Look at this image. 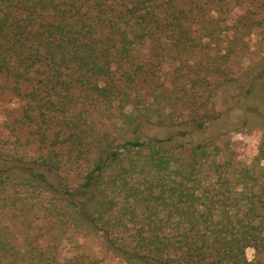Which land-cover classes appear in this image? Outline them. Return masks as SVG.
Segmentation results:
<instances>
[{"label": "trees", "instance_id": "trees-1", "mask_svg": "<svg viewBox=\"0 0 264 264\" xmlns=\"http://www.w3.org/2000/svg\"><path fill=\"white\" fill-rule=\"evenodd\" d=\"M263 30L264 0H0L27 129L0 139V264H111L81 237L118 264H264V133L250 163L192 137Z\"/></svg>", "mask_w": 264, "mask_h": 264}, {"label": "rangeland", "instance_id": "rangeland-1", "mask_svg": "<svg viewBox=\"0 0 264 264\" xmlns=\"http://www.w3.org/2000/svg\"><path fill=\"white\" fill-rule=\"evenodd\" d=\"M263 35L264 30L262 33L254 31L251 38L250 60L242 54L235 57L234 69L239 80L226 86L216 97L219 107L224 112L222 117L214 122L210 121L206 130L196 132L192 136L196 141L213 139L222 144L227 141L231 150L235 152L237 160L249 163L257 155L258 146L264 133V115L256 111L258 105L264 111V93L258 85L253 90L249 107L239 108L237 102L246 89L245 85L248 80H254L257 77L261 83H264V69L257 72L258 74L251 73L264 54L258 47ZM258 69L261 68L258 67ZM22 110L23 103L19 97L6 91L0 92V139L4 138L9 145L13 144L18 136L25 139L27 135V129L20 126ZM96 114L105 120L104 112L100 111ZM150 132L165 136L164 131H157L155 128L150 129ZM79 240L83 242L87 251L102 258L104 263H119L118 257L105 251L101 237H81ZM247 255L250 259L254 258L255 249L249 247Z\"/></svg>", "mask_w": 264, "mask_h": 264}]
</instances>
